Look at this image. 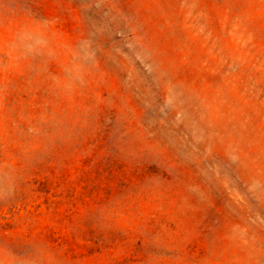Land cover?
I'll return each mask as SVG.
<instances>
[{
    "label": "rangeland",
    "instance_id": "rangeland-1",
    "mask_svg": "<svg viewBox=\"0 0 264 264\" xmlns=\"http://www.w3.org/2000/svg\"><path fill=\"white\" fill-rule=\"evenodd\" d=\"M0 264H264V0H0Z\"/></svg>",
    "mask_w": 264,
    "mask_h": 264
}]
</instances>
